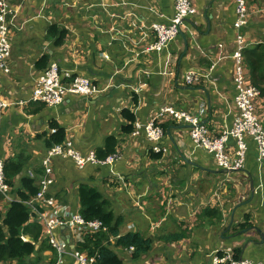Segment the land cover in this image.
<instances>
[{
    "label": "crops",
    "instance_id": "1",
    "mask_svg": "<svg viewBox=\"0 0 264 264\" xmlns=\"http://www.w3.org/2000/svg\"><path fill=\"white\" fill-rule=\"evenodd\" d=\"M10 4L11 72L0 71V104H8L0 109V158L22 148L31 157L26 168L41 171L47 149L38 136L52 133L53 119L82 154L103 148L106 138L115 136L120 146L114 173L93 165L80 169L70 158H57L49 195L79 211V186L100 190L116 218L123 220V234L135 232L155 241L152 251L135 264H211L220 252L235 248L243 249L242 258L264 263V176L259 177L252 140L247 139L242 171L223 173L210 154L195 147L189 127L168 116L163 120L165 137L158 160L153 159L154 145L143 132L123 133L128 124L124 109L145 123L164 106L197 114L203 105L202 123L212 133L233 127L236 1L192 0L196 14L162 54L147 51L155 40L150 27L173 16V0H10ZM248 4L252 14L240 33L246 47L264 44V0ZM52 25L69 32L60 47L47 35ZM43 56L47 66L56 62L73 76L89 78L99 93L67 97L59 106L40 111L36 102L13 104L30 101L44 70L37 65ZM191 71L205 76L196 87L183 80ZM257 114L264 123V97L257 102ZM234 144L229 137L228 147ZM230 176L237 181L230 182ZM45 177V172L37 174L39 186ZM10 198L17 199L13 194ZM0 211L4 214L1 207ZM246 215L254 229L238 234L236 225L244 223ZM55 235L71 247L74 244L67 228ZM116 250L125 262H132V253ZM43 264H74V260L47 251Z\"/></svg>",
    "mask_w": 264,
    "mask_h": 264
},
{
    "label": "built area",
    "instance_id": "2",
    "mask_svg": "<svg viewBox=\"0 0 264 264\" xmlns=\"http://www.w3.org/2000/svg\"><path fill=\"white\" fill-rule=\"evenodd\" d=\"M237 19L234 27L239 31L237 36L238 44L232 54L234 61L233 84L237 91L235 97L236 118L233 127L229 131L214 134L209 127L202 123L205 108L202 105L197 114H190L187 111L176 109L173 106H164L155 113L147 122L135 121L133 135L144 133L146 139L152 143L155 153L162 152L161 144L165 137V131L161 126L165 116L171 120L185 124L190 129V137L197 149L206 151L213 158L216 166L222 171L240 172L245 166L246 155L249 144L247 139L253 141L257 152V165L259 177L264 176V123L257 114V102L261 97V92L253 86L247 79L245 58L243 51L246 48L245 40L240 31L249 20L247 10L248 0H235ZM174 14L166 22L153 24L150 29L155 35L154 42L147 48L149 52L162 54L170 49V45L177 39L181 29L189 18L196 14L192 0H173ZM14 17L13 7L10 0H0V71L10 74L9 60L12 55V20ZM222 49L223 46L220 45ZM205 77L195 72H187L184 76V83L190 87H196L201 79ZM207 77V76H206ZM99 93L93 82L84 76L71 75L63 70L56 62H51L44 69L32 91L30 101L17 103L23 106L30 102L42 103L47 107H56L63 103L67 97H93ZM8 107V104H0V109ZM229 137L234 140V147H228ZM70 158L78 168L83 169L87 165L107 167L114 173L113 167L119 159V152L108 156L106 159H98L96 151L82 154L78 151L73 142L67 139L63 144L56 145L46 151L41 166L45 172V179L39 186V192L35 197L24 201V205L31 211L33 218L43 227V238L55 250L59 258L71 257L74 264H96L97 259L89 257L86 253L77 249L79 242L83 240L86 233L105 232L107 228L101 220L87 221L79 213L67 206H62L57 199L49 195L53 180L50 177L53 162L57 158ZM5 159L0 158V197L7 201L10 198L11 188L6 182L4 173ZM27 175L36 179L37 174L29 169ZM60 228H67L73 238L74 244L59 239L55 233ZM234 249L216 255L211 264H264L255 262L247 258H234ZM129 253L134 252V248L126 249Z\"/></svg>",
    "mask_w": 264,
    "mask_h": 264
},
{
    "label": "trees",
    "instance_id": "3",
    "mask_svg": "<svg viewBox=\"0 0 264 264\" xmlns=\"http://www.w3.org/2000/svg\"><path fill=\"white\" fill-rule=\"evenodd\" d=\"M47 35L49 38H53L54 46L60 47L67 39L69 32L52 25L49 27ZM243 55L247 77L250 83L259 89L261 97H264V44L246 47ZM47 62L48 58L43 56L37 65L40 69H45ZM34 105L39 108L37 111L45 106L42 103ZM122 115L128 122L123 128V133H133L136 121L135 114L129 109H124ZM161 126L164 129L163 123ZM50 129L51 134L38 136L39 139H43L47 150L56 145H61L67 140L66 129L56 120L50 121ZM119 146L120 141L115 136H108L104 147L96 150V155L98 159L104 160L117 153ZM152 155L154 160H158L162 156V154H156L154 151H152ZM2 156L1 158H3ZM4 159L6 182L10 185L11 195L13 194L14 198L17 197V199L10 202L5 214L0 211V262L4 264H43V254L55 250L44 240L42 225L33 218L31 211L23 203L35 197L39 192L37 178L32 179L26 173L24 174L31 157L25 149L21 148L13 156ZM42 173H44L43 169L38 170L36 174L41 175ZM78 198L79 213L83 218L87 221L101 220L107 228L105 232L84 234L83 240L77 245L78 250L86 253L89 257L96 258V264H135V261L152 251L155 243L152 237L145 238L135 232L125 234L121 232L123 220L116 218L111 202L104 197L100 190L87 184H81L78 189ZM219 218L222 219L221 215ZM244 220V223L236 225L238 229L235 230L238 234H242L245 230L254 229L249 215H246ZM175 238L180 239L182 236ZM131 247L134 248L132 262L127 263L117 254L115 249L126 250ZM242 250V248L233 250L235 259L242 257ZM218 255L221 256L222 252Z\"/></svg>",
    "mask_w": 264,
    "mask_h": 264
},
{
    "label": "rangeland",
    "instance_id": "4",
    "mask_svg": "<svg viewBox=\"0 0 264 264\" xmlns=\"http://www.w3.org/2000/svg\"><path fill=\"white\" fill-rule=\"evenodd\" d=\"M249 4H248V1H247V10H248V13H249V15L250 14H252V10L250 11V8H249V6H248ZM0 129H1V127H0ZM28 154H29V152H27ZM25 169H27V168H25ZM27 171H28V169L27 170H24V174L26 173L27 174ZM234 177L233 176H230V178H227L230 182H232V183H234L235 181H237L236 179H233ZM236 178H237V176H236ZM247 184V183H246ZM9 206H10V201H8V202H6L5 200H3V199H0V207H1V209H3V212H4V214L7 212V209L9 208ZM115 251L117 252V254L118 255H121V252L120 251H118V250H116L115 249ZM122 256V255H121Z\"/></svg>",
    "mask_w": 264,
    "mask_h": 264
},
{
    "label": "water",
    "instance_id": "5",
    "mask_svg": "<svg viewBox=\"0 0 264 264\" xmlns=\"http://www.w3.org/2000/svg\"><path fill=\"white\" fill-rule=\"evenodd\" d=\"M26 122V121H23ZM223 173H233V171H223Z\"/></svg>",
    "mask_w": 264,
    "mask_h": 264
},
{
    "label": "clouds",
    "instance_id": "6",
    "mask_svg": "<svg viewBox=\"0 0 264 264\" xmlns=\"http://www.w3.org/2000/svg\"><path fill=\"white\" fill-rule=\"evenodd\" d=\"M48 67V66H47Z\"/></svg>",
    "mask_w": 264,
    "mask_h": 264
}]
</instances>
